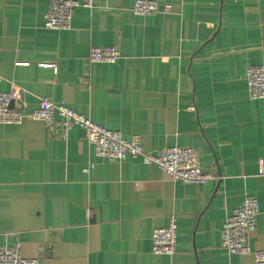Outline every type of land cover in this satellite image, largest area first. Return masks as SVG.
Segmentation results:
<instances>
[{
    "label": "crops",
    "instance_id": "0c3cea01",
    "mask_svg": "<svg viewBox=\"0 0 264 264\" xmlns=\"http://www.w3.org/2000/svg\"><path fill=\"white\" fill-rule=\"evenodd\" d=\"M50 1L0 0V91L22 89L24 111L43 97L64 103L136 135L142 154L97 157L79 127L60 139L42 121L0 123V246L19 241L38 264H254L264 98L250 96L245 68L264 59V0H155L171 9L147 16L134 0H94L67 29L44 26ZM104 45L118 60L91 62L89 49ZM172 146L197 149L216 178L173 181L147 160ZM247 195L259 205L250 251L229 254L221 225ZM171 214L176 252L154 253L152 231Z\"/></svg>",
    "mask_w": 264,
    "mask_h": 264
},
{
    "label": "built area",
    "instance_id": "2783aa9c",
    "mask_svg": "<svg viewBox=\"0 0 264 264\" xmlns=\"http://www.w3.org/2000/svg\"><path fill=\"white\" fill-rule=\"evenodd\" d=\"M93 1L51 0L43 15L44 26L49 29L69 28L75 8L80 6L91 8ZM170 9V4L159 5L155 0H134L131 5V11L141 16ZM119 56V50L108 45L92 46L88 52V59L91 62L115 63ZM245 80L252 98H264V59L258 64L247 65ZM22 91L20 88L0 91L1 124H20L24 118L42 121L47 126L49 135L60 139H66L70 129L79 127L84 130L85 140L93 146L97 157L124 160L128 156L136 157L142 154V146L136 135L125 137L120 131L108 129L64 103H55L43 97L38 107L24 111L18 104ZM147 160L167 173L173 181L203 184L216 178L212 173L202 169L199 153L192 147H168L148 156ZM93 166L88 165L83 172H88ZM258 212L256 197L247 195L241 205L234 208L223 220L220 233L221 247L229 254L249 253L247 233L254 229ZM176 220V216L171 214L166 226L152 231L154 253L173 255L176 252ZM253 254L254 264H264V249L256 250ZM0 264H38V259L23 256L21 243L16 241L9 246H0Z\"/></svg>",
    "mask_w": 264,
    "mask_h": 264
},
{
    "label": "water",
    "instance_id": "95a60500",
    "mask_svg": "<svg viewBox=\"0 0 264 264\" xmlns=\"http://www.w3.org/2000/svg\"><path fill=\"white\" fill-rule=\"evenodd\" d=\"M11 105H13V102H11Z\"/></svg>",
    "mask_w": 264,
    "mask_h": 264
}]
</instances>
